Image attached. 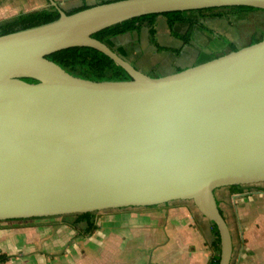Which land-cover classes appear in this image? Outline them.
Listing matches in <instances>:
<instances>
[{"label":"water","instance_id":"1","mask_svg":"<svg viewBox=\"0 0 264 264\" xmlns=\"http://www.w3.org/2000/svg\"><path fill=\"white\" fill-rule=\"evenodd\" d=\"M0 35V221L192 201L233 241L215 190L264 182V38L154 77L94 34L148 14L264 0H116ZM92 47L129 80L72 75L47 57ZM33 79L36 82H27Z\"/></svg>","mask_w":264,"mask_h":264},{"label":"crops","instance_id":"2","mask_svg":"<svg viewBox=\"0 0 264 264\" xmlns=\"http://www.w3.org/2000/svg\"><path fill=\"white\" fill-rule=\"evenodd\" d=\"M54 1L72 13L116 0ZM47 8H55L49 0H0V21ZM154 29L160 46L181 50L196 46L194 40L188 45L175 38L163 15ZM113 43L114 50L124 49L129 61L149 74L166 75L198 63L183 66L174 60L175 54L159 52L150 43L147 27ZM204 50L202 54L207 53ZM147 54L156 60L144 69L141 60ZM215 196L232 236L231 264H264V182L221 187ZM164 205L106 210L103 216L96 215L100 224L91 235L78 231L84 224L74 225L75 219L0 221V254L10 256L0 264H209L215 255L212 222L192 202Z\"/></svg>","mask_w":264,"mask_h":264},{"label":"trees","instance_id":"3","mask_svg":"<svg viewBox=\"0 0 264 264\" xmlns=\"http://www.w3.org/2000/svg\"><path fill=\"white\" fill-rule=\"evenodd\" d=\"M84 9V8H83ZM80 9V10H83ZM77 10V11H80ZM77 11H73L75 13ZM251 11H260L259 9L246 7V6H224V7H214L206 8L200 10H191V11H176L165 14H148L141 17L129 19L121 23L112 25L104 30H101L94 34V37L107 43L111 48H113V40L119 36L125 34L140 32L144 27L149 29L150 43L157 48L159 52H170L172 54H179L181 49L170 48L160 46L156 39V31L154 25L158 16L163 15L168 20V27L171 31V34L183 41L184 44H191L192 34L194 31L205 33L207 35L214 36L219 40L221 46L220 52H212L206 59L202 62L211 60L218 56H221L229 51H235L239 49L238 45L230 41L227 38H224L221 34H216L206 23L203 21L208 18H226L230 14L237 13H247ZM264 11V10H262ZM68 13V14H72ZM59 18V12L55 8L40 9L37 11H32L28 13H22L18 16L12 17L0 21V35H4L10 32H14L20 29H25L35 25H40L43 23L51 22ZM187 26V32L182 34L178 29L177 25ZM264 38V34L261 36H253L247 45L257 43ZM223 48V49H222ZM115 51L127 59L130 60L125 52ZM49 60L54 61L66 71L71 73L74 76L94 80V81H104V80H129L130 76L128 73L118 64H116L109 56L106 54L92 48V47H72L64 50H60L50 54L47 57ZM136 66L134 63H132ZM199 64V62L197 63ZM137 67V66H136ZM139 68V67H138ZM183 68H176L175 72L181 71ZM149 74V73H148ZM154 77H159V74H149ZM27 82H36L33 79H26ZM170 203V202H169ZM168 204V203H166ZM99 211L87 212V213H77L71 214L65 217H75L74 225L83 223L85 228L83 233L87 235L93 234L97 230V224L95 222L96 215ZM39 219V218H34ZM66 219V218H65ZM16 220H28V219H16ZM212 230L215 235V241L213 243V249L215 252L214 257L211 259L209 264H219V254H220V237L217 227L212 223ZM10 256L6 254H0V263L8 260Z\"/></svg>","mask_w":264,"mask_h":264},{"label":"rangeland","instance_id":"4","mask_svg":"<svg viewBox=\"0 0 264 264\" xmlns=\"http://www.w3.org/2000/svg\"><path fill=\"white\" fill-rule=\"evenodd\" d=\"M207 26H209L212 30H214L217 34H221L224 36V38L229 39L230 41L235 42L239 48L246 46L250 39L253 36H261L264 34V11H251L247 13H237V14H230L226 18H208L203 20ZM187 26L182 25L179 27V30L183 33L187 31ZM198 38L195 42L196 46L199 48H193V47H186L183 51L182 55H176V58L174 60L184 65H192L193 63H201L204 59H206L211 52H220V47L222 46L214 36L210 37L209 35H205L204 33H198ZM113 47H115L114 43L111 42ZM117 48V47H116ZM200 48H204V51H207V53L201 52ZM223 49V48H222ZM121 52H125L124 49H120ZM203 50V49H202ZM156 60L154 57H152L151 54L144 55L141 60V66L143 65V68L146 69L149 67L150 63L152 61ZM170 60V59H167ZM139 61V60H137ZM144 62V63H143ZM168 70H171V67L167 65ZM166 71V72H167ZM153 72H151L152 74ZM155 73V71H154ZM263 183V182H262ZM176 201H172L170 203H174ZM192 202V201H189ZM169 203V204H170ZM191 204V203H190ZM193 204V202H192ZM164 205V204H162ZM162 207H170V205H164ZM148 208V207H144ZM100 213L97 214V217L103 216L104 211H99ZM67 216V215H66ZM57 218L64 219L63 216H54ZM96 217V224L99 222V218ZM50 218V217H47ZM66 219L73 220L75 219L74 216L71 217H65ZM32 220V219H28ZM13 221V220H10ZM22 221V220H17ZM100 224V223H98ZM81 227L78 229V231L83 232V229L85 228V225H80ZM98 228V225H97Z\"/></svg>","mask_w":264,"mask_h":264},{"label":"flooded vegetation","instance_id":"5","mask_svg":"<svg viewBox=\"0 0 264 264\" xmlns=\"http://www.w3.org/2000/svg\"><path fill=\"white\" fill-rule=\"evenodd\" d=\"M197 32H198V31H194V32H193V34H192V38H193V39H192V42H193V40L196 41L197 38L199 37L198 34H197ZM198 33H200V32H198ZM194 47L196 48L197 46H194ZM198 48H199V47H198ZM200 49H201V50H202V49L204 50V48H200ZM183 51H184V49L181 50V52H180L178 55H179V56L182 55V54H183Z\"/></svg>","mask_w":264,"mask_h":264}]
</instances>
